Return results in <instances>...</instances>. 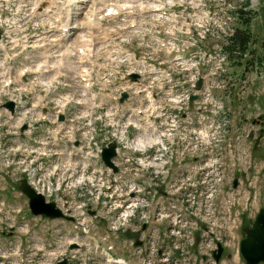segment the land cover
<instances>
[{"label": "rangeland", "instance_id": "1", "mask_svg": "<svg viewBox=\"0 0 264 264\" xmlns=\"http://www.w3.org/2000/svg\"><path fill=\"white\" fill-rule=\"evenodd\" d=\"M31 0H0V28H5L6 30H15L18 34L10 35L3 43L5 47L8 49L6 52L8 55L7 59H10L11 61L17 62L16 65L24 63L22 61V57H19L18 54H14L19 49H23L27 51V49L34 45L35 43H41V40H36L35 38L38 36H45L52 32H57L56 30L53 31L52 27L50 30H48L47 33H40L38 36H32L33 30L30 29L31 26L37 23L38 19L34 15L26 16L27 13H29V7L34 6V2H30ZM192 0H189V5L192 6L191 3ZM48 0H43L41 2V5L47 4ZM82 2L79 5V10L82 11L86 0L80 1ZM78 2V3H80ZM84 2V3H83ZM199 6L197 7V10L199 7H202L203 10H200L201 13H205L204 17L209 21L207 25H202L199 23H194L193 20V13L189 12V19H180L181 21L187 22L190 27L182 26V29H173V32L178 33L181 38L182 35L189 40H194L197 43L200 44L201 47H203L205 50H208L206 52H209L210 54L204 58V61H208V66H213L215 63L216 65L219 64V68L215 69L214 73L212 74V81L209 83L210 90L209 94H206V90H204L203 96L205 97L206 106L210 109L211 113H217L218 109L221 108L222 110L227 111L229 116V122L227 124L230 125V127H233L234 125L238 123V129L240 131L244 130V127H248L247 120H242L241 116H248L250 113H253L256 115V111L250 107L249 100L252 94H250V88L248 85L249 78H245L244 81L240 82L238 85L234 84L235 79L239 72V65L238 63L241 61H244L245 58H249L248 55H237L236 53H233L235 56L229 61L224 58L225 53L223 51V45H227L229 43L228 41V34L232 32L234 29H245L246 32L249 35V39L247 41V48H255L259 46V43H263L264 41V0H197ZM18 4L19 9L15 7L16 4ZM175 4V3H174ZM173 4V5H174ZM96 5L98 3L96 2ZM148 5H158L157 3H150ZM166 7H170V4H167ZM240 8L243 11H245L244 15L247 18L246 21H244L238 14L240 12L237 11V9ZM154 13V11H151ZM155 13H157L155 11ZM146 14V13H145ZM95 17L97 16V12L94 13ZM247 15V16H246ZM79 17H77L78 19ZM146 18H151L152 21L156 18L155 15L152 14H146ZM97 19V18H96ZM95 19V20H96ZM243 20V21H242ZM151 21V20H150ZM242 21V22H241ZM174 22V21H173ZM157 24V22H155ZM151 24V23H150ZM58 25V24H57ZM187 25V26H188ZM158 26L160 27V30H166V26H164L160 21H158ZM98 27V26H97ZM20 29V31L18 30ZM44 29H47V26L44 27ZM74 31H77L75 29ZM73 31V32H74ZM167 31V30H166ZM39 33V30L36 31ZM71 34V37L76 36L82 32H74ZM25 33V36L23 35ZM125 34V35H124ZM124 35L123 38L128 39L130 44H135L138 39L134 37V33H131L127 30L123 31ZM119 35V36H121ZM26 38V39H25ZM97 39V36L93 37V40ZM31 40V42H30ZM26 43V48H23L22 44ZM96 42H93L92 46H90V51L84 50V54L87 53L88 56L91 57L94 61L88 59L89 62H99L104 53L102 50L96 46ZM46 47H50V44H44ZM78 46L79 45H75ZM56 48V46H51L48 50L52 51ZM137 48V47H136ZM213 50V51H212ZM235 51V50H234ZM233 51V52H234ZM77 53V52H76ZM218 54V55H217ZM26 56L30 55V53H25ZM209 59V60H208ZM213 59V60H210ZM20 61V62H19ZM104 61H106L104 59ZM237 73V74H236ZM257 82L261 85V90H258V95L260 98V95L263 97V102L260 104V107L258 108V111H260V119L264 123V76L259 77L257 76ZM46 80V79H44ZM44 83L46 81H43ZM16 87L9 86L7 90H10L11 92L15 93L17 90ZM0 92H3L2 89H0ZM237 92L238 94L235 96L234 93ZM225 94V96H219V94ZM6 97H10L9 94H7ZM260 101V99H259ZM26 112V110H22L20 112V117L26 118L29 116V113H25L24 115L22 113ZM78 114V112L76 113ZM94 118L100 119L101 122L95 121L93 118L91 121L95 123L98 128L97 131L100 130L101 134L99 135V138L104 137V129H108L109 131H112L113 134L116 133L119 138H122L123 135V129L122 127H115V124L111 123L110 117L105 115L104 113L98 114L94 113ZM104 119V120H103ZM242 120V121H239ZM108 124L109 127L106 125ZM213 125L219 127L215 131V133L219 134L222 133L224 136V131L222 129V122L217 120L214 121ZM106 131V130H105ZM120 136H119V135ZM172 134V133H171ZM221 136V138H222ZM197 140L203 139L205 140L204 134H195V136L192 137V141L195 142ZM166 138H162V142L159 141L158 149L156 150L155 155H152L149 158L150 166L153 171L155 169H160L161 166L164 164L165 159V149L167 150V146L164 145ZM246 144L243 145V148L237 147L234 150L235 160L237 157L238 162L241 161V159H245L246 161H243V167L246 169V171L242 172L241 170H236L234 174L238 176V184L235 187L230 186L229 189L227 186H225L224 190L221 192L220 196L215 199L216 209L217 212L214 213V219L211 215V202L209 198H206L204 200V203L199 201L196 197H194V200L196 201V210H191L192 213L197 214L198 218L195 219L191 216V211L188 207L184 208L185 200L183 201L182 206L179 208V205L175 203L173 200L174 206H172L169 210L165 208L166 210L171 211L173 215L171 218L168 219H157L154 222L158 224V228L154 231V240L149 243L148 247H150L147 250V253L145 254L144 249L140 247L135 246H129L127 243L128 236L132 235V232L129 231L127 235L122 236L119 235L118 238L112 239L111 237L108 238V240L104 241V229L106 224V218H105V208L104 204L91 206V209H94V216L88 217L87 221L89 220H95L97 222L96 227L93 229V231H89L86 235L82 236V240H85V243L83 246H81L78 250H70L67 255L70 257L71 264H104V244L109 243L113 245V248L110 250L111 254L113 256H121L122 254H125L123 264H215L213 259L208 257L207 253V247L213 244L214 238H212L214 235H218V237L223 236V241L228 245L229 250L233 252V255L230 257V259L222 258L218 263L216 264H242L241 259L237 256L234 249L231 247V244L235 242V245L237 244V240L241 235L240 231V225L241 224H248L250 220L252 219L254 213L259 207H264V138L260 139V143L258 141L257 147L253 149L251 147V142L244 141ZM129 144L133 145L132 142L128 141ZM188 146H191L194 148L192 143H190ZM256 146V145H255ZM165 148V149H164ZM220 149V148H219ZM225 150V149H224ZM2 150L0 149V162H2ZM242 155H245L242 156ZM230 158L233 159L232 151L230 155L227 152H223V155H221V160H224V164L226 165V171L227 167L229 165ZM34 159L36 160V165H31L28 168V171H30V174H33L32 182L30 181V185L33 187L35 191H38L40 193L45 194L46 190V183L48 179V176L55 175L56 183H61V190L64 195H69L68 193L71 191H75L78 194H83L86 196L85 193H82V186L80 182H77L82 176V168H81V162H68L66 159H60L55 160L53 159L51 166L48 165L44 168V173H36V169L38 168V165L40 163V158L38 156H35ZM46 159V158H43ZM249 159V162L247 161ZM236 160V161H237ZM249 163V167L246 168V166ZM145 164V161H144ZM241 167V166H240ZM0 169H3L0 165ZM20 174L16 172L15 175L12 176V179L14 181L17 176ZM22 177V175H20ZM26 177V176H25ZM195 177L194 179H196ZM10 179V177H5L3 182H0V198L5 197L6 202L13 205H18L21 202L24 201L23 197L21 199L20 196H15L14 198L10 195V190L12 191L13 188H15L14 182ZM224 182H227V179L225 177ZM201 183V182H200ZM2 186H5V188H1ZM56 185H54L53 188H55ZM229 186V185H228ZM227 188V189H226ZM6 190V194H4ZM234 193L232 197H229L230 193ZM191 191H188V199L191 200ZM58 196H60V191L57 193ZM87 197V196H86ZM228 197L230 201H234V204L229 203ZM89 198V197H88ZM49 199H54L53 197H50ZM24 203V202H23ZM22 204V203H21ZM136 205L134 208L133 205ZM236 212V219H235V225H232L233 222H231V225H229L228 221L230 218H232L233 212ZM150 211L147 207V204L145 201L142 200H136L133 201L129 208L126 209L124 213H122V216L118 218L117 225L118 227L125 222L128 218L133 219H139L144 221L146 217H149ZM210 218L213 219V221H210L209 227L207 230H202L203 224H205V221H208ZM38 219L31 218V221ZM180 219V220H179ZM165 220L172 221L171 223L175 222L180 224L178 228H185L190 230V234L193 238V240L196 243L195 245L190 244V240H184L180 241L179 236L175 235H169L168 232H166V235H163V224L165 223ZM175 220V221H174ZM179 220V221H178ZM202 220V221H201ZM245 221V223H244ZM43 222V221H42ZM85 223V222H84ZM211 223H213L211 225ZM174 225V226H175ZM122 227H119L118 229H121ZM126 231V230H125ZM124 231V232H125ZM128 231V230H127ZM210 231V232H209ZM122 233V231H119ZM175 233V232H174ZM209 233V234H208ZM208 234V235H207ZM143 235L150 238V230H145L143 232ZM197 236V241L194 239V237ZM123 237L126 238V241L124 242ZM202 237H205L206 243L203 244L202 247H198L201 241H198ZM162 238V240H160ZM39 242V241H38ZM37 242V243H38ZM172 244L180 245L183 248V254L180 258L173 259V262L171 263V260H167L166 257L171 253V249L174 250L172 247ZM160 248V254H158L159 257H156L153 252V247ZM201 246V245H200ZM211 247V246H210ZM140 251V252H139ZM202 251V253H200ZM200 254H204V259L200 260ZM107 264H118L116 262L113 263H107Z\"/></svg>", "mask_w": 264, "mask_h": 264}, {"label": "water", "instance_id": "2", "mask_svg": "<svg viewBox=\"0 0 264 264\" xmlns=\"http://www.w3.org/2000/svg\"><path fill=\"white\" fill-rule=\"evenodd\" d=\"M11 107V103H5ZM114 154L113 143L103 147L102 158L105 163L110 164L109 157ZM29 197V206L33 213L55 216L60 212L53 208V203L44 202L39 193H35L32 188L26 184L24 179H20L18 186ZM244 236L239 240V253L246 264H255L259 261L264 262V209L259 208L256 212L250 226L243 227ZM218 254H215V258ZM59 264H65V260L59 261Z\"/></svg>", "mask_w": 264, "mask_h": 264}, {"label": "trees", "instance_id": "3", "mask_svg": "<svg viewBox=\"0 0 264 264\" xmlns=\"http://www.w3.org/2000/svg\"><path fill=\"white\" fill-rule=\"evenodd\" d=\"M237 11L240 12L238 15L244 21H246L247 18L244 15L245 11H243L240 8H238ZM227 38H228L229 43L227 45H225V47H224L226 49V52L227 53H236L238 55V54H241L243 52V50L245 49L246 42L249 38V35L245 29H234L232 32H230L228 34ZM232 51H234V52H232Z\"/></svg>", "mask_w": 264, "mask_h": 264}, {"label": "bare ground", "instance_id": "4", "mask_svg": "<svg viewBox=\"0 0 264 264\" xmlns=\"http://www.w3.org/2000/svg\"><path fill=\"white\" fill-rule=\"evenodd\" d=\"M148 3H149V2H148ZM150 3H153V2H150ZM154 4H155V3H154ZM151 6H154V5H151ZM157 8H158V7H157ZM152 9H155V10H156V8H152ZM152 9H151V10H152ZM156 12H157V11H156ZM103 120H104V119H103Z\"/></svg>", "mask_w": 264, "mask_h": 264}]
</instances>
